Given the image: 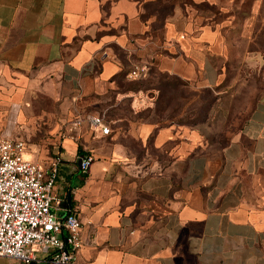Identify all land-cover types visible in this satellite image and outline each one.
<instances>
[{
	"label": "crops",
	"instance_id": "1",
	"mask_svg": "<svg viewBox=\"0 0 264 264\" xmlns=\"http://www.w3.org/2000/svg\"><path fill=\"white\" fill-rule=\"evenodd\" d=\"M218 1L238 0H0V140L22 141L24 159L47 168L58 160L53 211L81 223L75 264H264V94L216 157L193 154L172 126L89 127L135 64L217 82L238 14L203 15Z\"/></svg>",
	"mask_w": 264,
	"mask_h": 264
},
{
	"label": "rangeland",
	"instance_id": "2",
	"mask_svg": "<svg viewBox=\"0 0 264 264\" xmlns=\"http://www.w3.org/2000/svg\"><path fill=\"white\" fill-rule=\"evenodd\" d=\"M219 7L231 13L238 10V14L234 26H229L233 31L225 56L218 64V71L223 74L217 82L208 85L178 80V83H184L180 85L155 76L154 89L140 95L142 102L137 107L132 108V98L128 94L119 93L114 88L99 102L95 116L128 120L140 117L142 122H151L157 127L172 126L179 130L178 136H184L191 143L193 154L218 156L245 124L252 107L264 94V48L260 47L264 1H218L216 6L205 3L200 9L203 15L218 19ZM252 20L256 25L250 28L259 31L257 47L247 48L246 37L241 34L247 33L249 26L246 22ZM148 78L142 80L146 82ZM129 82L135 81L124 79L121 83ZM0 264L15 263L0 259Z\"/></svg>",
	"mask_w": 264,
	"mask_h": 264
},
{
	"label": "built area",
	"instance_id": "3",
	"mask_svg": "<svg viewBox=\"0 0 264 264\" xmlns=\"http://www.w3.org/2000/svg\"><path fill=\"white\" fill-rule=\"evenodd\" d=\"M148 68L135 64L127 79L147 78ZM78 115L72 128L85 121ZM89 127L101 135L110 133L103 115L89 118ZM22 141L0 140V259L15 264H75L81 246V223L75 211L58 218L53 211L58 160L50 166L24 159ZM82 171L89 168L90 157H80Z\"/></svg>",
	"mask_w": 264,
	"mask_h": 264
},
{
	"label": "trees",
	"instance_id": "4",
	"mask_svg": "<svg viewBox=\"0 0 264 264\" xmlns=\"http://www.w3.org/2000/svg\"><path fill=\"white\" fill-rule=\"evenodd\" d=\"M155 76H158L159 79H164V80H170V81H174L175 84L178 83L180 80L179 78L173 76V75H169L165 72H161L159 71L158 69L156 68H150L148 70V80L146 82H144L143 80H138V81H135V82H129V83H125V84H122L121 82H123V80L125 79V74H118L117 76H115L114 78V85H115V91H118L119 93H122V94H128L131 98H132V101L134 100V95L135 94H144L145 92H149L151 91L152 89H154V77ZM147 78H145L146 80ZM180 85H184V83H178ZM142 102V100H141ZM253 108V107H252ZM252 110V109H251ZM128 120V119H127ZM129 121H137V122H142L141 118L138 117L134 120H129ZM104 122L105 124L109 127L110 129V133L108 135L111 134V128H110V118H106L104 116ZM147 124H152L154 125L155 127V130L156 129H160V128H163V127H157L155 124L151 123V122H145ZM123 126V125H122ZM165 127V126H164ZM243 127V126H242ZM241 130V129H240ZM239 130V131H240ZM238 131V132H239ZM237 132V133H238ZM236 133V134H237ZM106 135V136H108ZM229 143H227L223 148H225ZM82 157H90L89 155H82ZM92 161V160H91Z\"/></svg>",
	"mask_w": 264,
	"mask_h": 264
},
{
	"label": "water",
	"instance_id": "5",
	"mask_svg": "<svg viewBox=\"0 0 264 264\" xmlns=\"http://www.w3.org/2000/svg\"><path fill=\"white\" fill-rule=\"evenodd\" d=\"M78 165H79V163H80V160H78ZM69 198H70V195H68V198H67V202H69Z\"/></svg>",
	"mask_w": 264,
	"mask_h": 264
}]
</instances>
